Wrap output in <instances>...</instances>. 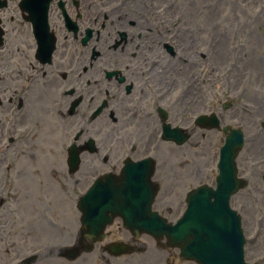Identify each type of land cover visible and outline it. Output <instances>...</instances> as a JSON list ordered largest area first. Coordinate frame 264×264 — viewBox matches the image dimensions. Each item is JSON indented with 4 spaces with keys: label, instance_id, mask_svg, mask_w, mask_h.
<instances>
[{
    "label": "flooded vegetation",
    "instance_id": "1",
    "mask_svg": "<svg viewBox=\"0 0 264 264\" xmlns=\"http://www.w3.org/2000/svg\"><path fill=\"white\" fill-rule=\"evenodd\" d=\"M21 0H0V3L5 2L6 6L0 9V25L6 27L7 12L9 9L15 7ZM61 1L64 4V8L71 12V21L76 9L84 6L85 14L83 19H86L87 23L83 26H79L78 34L83 35L88 27H92L97 32L93 33L92 39L84 46L90 54L93 53L92 60L88 67L83 69H73L68 73V70L72 68L74 55L71 51V44L66 40L56 51L52 62L47 64V60L34 59L28 66V70L25 75L7 76L3 74V70L9 67L7 62L0 64V121L2 125L0 127V149L2 150V157L0 158V178L4 179L7 176L14 173V168L10 164L14 162L16 157L17 141L19 136H23L25 131H22V127L27 122H24L23 115L26 111L37 120H40L41 116L49 115L52 111L67 110L71 100H73L72 84H78L83 80L95 79L96 89L88 91V86L84 87L83 95L81 96V102L76 111L80 113L88 114V110H93L96 103L95 101L89 102V100L96 101L103 99L106 91L104 85L106 84L110 90L113 91L114 99L116 100V77L105 79L100 75L101 71L97 65V58L100 56V50L105 45L109 46L115 54L111 63L113 65H120V61L116 58V0H50V6L48 11V23L51 28L59 29L63 26V20L61 14L58 12L57 3ZM76 2L77 7L73 6ZM111 7L109 11L110 17L107 12H102L106 6ZM20 13L18 15V21L21 30L30 34V23L25 20L26 12H23L18 7ZM24 22H23V20ZM30 26V27H29ZM30 31V32H29ZM32 34V32H31ZM109 42V43H108ZM31 48V46H27ZM22 57H29V53L21 54ZM130 69L129 75L132 79H140L143 76V65L137 58L130 57L128 59ZM50 67L59 68L65 70L67 76H55L52 73ZM89 84V81H88ZM66 86L70 90L66 98L61 96L62 88ZM55 98L59 104H55ZM121 105L118 108L116 114V102L114 107L110 109L116 114V122L118 126L110 142V149L102 154H97L98 158L88 157L87 152H82L80 158H78V166L75 171H71L66 165L68 159L66 151L70 149V144L73 141L72 128L76 126V121L72 118V115L68 117H62L58 120V124H55L50 130L51 136L54 139L55 144L51 145L53 162L58 165V177L61 179L58 186L60 189L64 187H70L71 196L73 191L84 190L87 185L93 181L97 176L104 173H109L116 177V181L119 182L122 179V167L124 158L128 155L134 160L139 162L145 158H151V168L146 166L136 167V173L138 178L148 179L151 185H155L158 189L157 196H160V201L155 204V210L169 211L170 210V196L177 193V189L184 184L186 180H192L193 177L200 173V167L198 162L185 161L181 158L177 161L180 154L183 152L184 144H176L163 140L161 138V125L162 120L157 110L149 109L148 114L139 113L132 108V100L130 97H122ZM19 109H22L19 112ZM177 110H166L167 121L179 122L180 113ZM184 119V118H182ZM81 125L83 127L82 133H84L85 127H90L88 119H81ZM91 125V129L94 128ZM123 130V137L121 131ZM81 133L77 139V143L83 145L85 140H82L85 135ZM49 143L50 139L44 141ZM129 147L130 152L126 150ZM50 151V153H51ZM105 153V154H104ZM44 165H51L53 162L50 158H44ZM241 173H247V170L243 167L240 169ZM212 176V175H211ZM45 188L50 186L48 181L44 182ZM156 201H154L155 203ZM154 205V204H153ZM1 207V205H0ZM5 220V213L0 208V264H21L25 255L24 247L22 246V232L17 226L7 225ZM21 224L22 221L19 220ZM119 221L116 222V228L119 226ZM116 231L108 230V234H115ZM131 235V234H130ZM17 237V240H15ZM132 239V238H131ZM16 260V261H15Z\"/></svg>",
    "mask_w": 264,
    "mask_h": 264
},
{
    "label": "rangeland",
    "instance_id": "2",
    "mask_svg": "<svg viewBox=\"0 0 264 264\" xmlns=\"http://www.w3.org/2000/svg\"><path fill=\"white\" fill-rule=\"evenodd\" d=\"M133 2L134 0H128L125 3H130L131 11L138 12V16L148 24H153L156 28L165 25L163 31L169 32L170 36L174 29L176 31V25L182 27V31L186 33L183 37L186 45H190V49L180 53L185 59L178 62L177 68L183 70L184 76H187L186 84H189L187 87L192 89L189 95L196 98L198 112L212 111L219 113L224 119L232 117L230 115L235 113L240 118L244 116L252 118L256 113L254 125L246 132L248 141L244 154L250 156L261 153L263 155L264 107L261 105L264 104V0H140L138 3ZM125 3L120 15L128 7ZM120 30L123 29L120 28ZM147 32L150 36L142 34L141 31L133 37L139 44H149L150 37L155 34V31ZM187 57L193 61L189 66L184 64L188 60ZM232 98H234L233 101L230 100ZM228 101L236 107L223 111L221 105ZM245 105L254 112L246 114L247 112L243 111ZM23 116L24 122L32 123L34 130L27 136L28 144L20 145L16 152L19 153L21 150L22 162L29 167L24 174L30 177L27 180L28 189L35 194L39 186L34 183V178L37 179L39 176L42 177V174L48 173L47 165L44 166L46 159L41 157L40 143L46 139H52L49 126L50 124L53 126L56 120L53 118L49 120L47 117L50 116H41L38 122L27 111ZM258 132L260 134L257 139L255 135ZM32 135L34 137H31ZM42 135L46 136V139ZM251 143L254 145L251 146ZM206 148L207 146L199 148L201 149L199 154L189 151L185 153L188 158L194 157L193 160L196 161L198 157L206 154ZM30 151L35 153L31 154ZM42 166L45 168L43 169ZM59 203V201L55 203L56 212L59 209ZM231 205L241 215L245 236L251 233L249 231L253 225L264 226V184L244 189L231 199ZM48 206L54 209L52 205L48 204ZM29 221H32L34 230H38L39 238L40 234L44 235L41 229V217L38 220L35 218ZM159 248L153 253H148V256L145 254L137 255L133 259L129 258L127 264H194V262L181 263L176 249L160 246ZM244 251L246 259L264 256V242L246 240ZM106 258L110 259L111 263L126 264L123 257L112 259L106 255Z\"/></svg>",
    "mask_w": 264,
    "mask_h": 264
},
{
    "label": "water",
    "instance_id": "3",
    "mask_svg": "<svg viewBox=\"0 0 264 264\" xmlns=\"http://www.w3.org/2000/svg\"><path fill=\"white\" fill-rule=\"evenodd\" d=\"M225 182V180L221 181L218 185V189L214 192H203L201 199L204 204L207 205L206 208H204L200 202L193 203V209L197 206L199 208L198 212L205 214L206 217H209V220L203 221L200 215H194L192 213L191 222L189 223L191 228L195 230L193 233L198 241L196 242L197 247H199L200 244L205 247L209 245L212 247V250H215L217 256L219 255V253H217L218 251L224 250V255L230 257L231 261L237 264H245L238 262L239 254L236 252L237 247L241 245L239 229L235 228V226H230L229 221H227L228 216L223 213L222 210H224V208L221 207L223 200H221L222 196L219 193V189ZM225 186H227V184H225ZM231 187L232 186H230V189ZM211 197H213V199H211ZM215 214H217V216H215ZM213 263L228 264L221 261H215Z\"/></svg>",
    "mask_w": 264,
    "mask_h": 264
},
{
    "label": "bare ground",
    "instance_id": "4",
    "mask_svg": "<svg viewBox=\"0 0 264 264\" xmlns=\"http://www.w3.org/2000/svg\"><path fill=\"white\" fill-rule=\"evenodd\" d=\"M127 17V19L125 20V21H123V22H117L116 24H117V26L118 27H122V28H125L126 27V25H128V21H129V19H133L135 22H134V24H137L138 26H139V24H143V25H146L147 23H144L143 22V20L142 19H140L139 18V16H137L136 14H134V13H132L131 15H129L128 14V16H126ZM160 38H162L161 36H159L157 39L159 40ZM180 53H181V51H180ZM164 59H165V57H164ZM173 60H175L174 58L172 59V61ZM168 67H171V61L169 60V62H168ZM170 69H168L167 71H169ZM163 71L164 70H160L159 71V73H163ZM159 74L157 73V71H153L152 72V75H151V77H155V76H158Z\"/></svg>",
    "mask_w": 264,
    "mask_h": 264
}]
</instances>
